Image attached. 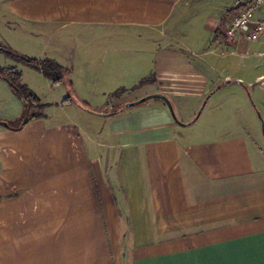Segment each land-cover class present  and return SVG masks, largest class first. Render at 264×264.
Wrapping results in <instances>:
<instances>
[{
  "label": "crops",
  "instance_id": "1",
  "mask_svg": "<svg viewBox=\"0 0 264 264\" xmlns=\"http://www.w3.org/2000/svg\"><path fill=\"white\" fill-rule=\"evenodd\" d=\"M215 2L0 0V40L69 68L76 96L110 111L163 94L179 122L153 98L105 121L56 104L66 88L0 54L51 92L11 123L23 105L0 80V264H264V37L225 40Z\"/></svg>",
  "mask_w": 264,
  "mask_h": 264
},
{
  "label": "trees",
  "instance_id": "2",
  "mask_svg": "<svg viewBox=\"0 0 264 264\" xmlns=\"http://www.w3.org/2000/svg\"><path fill=\"white\" fill-rule=\"evenodd\" d=\"M242 4L237 6H232L228 10H226L225 16L222 17V23L225 22L226 15L229 13H232L236 11ZM221 38V32L220 30H216L214 33V36L212 38V42H218ZM0 53L4 54L6 57L14 59L17 63H20L21 65L27 66L29 68H32L40 73L44 77L50 80L52 85H64L67 90L66 96L60 100L57 104L60 105H69L74 104L78 106L79 108L89 111V112H98L96 109L88 106L84 102L78 99V97L75 95L72 82L69 79V73L70 69L67 67L62 66L59 64L56 60L45 57L42 59L32 58L27 55H24L18 51H15L12 48H8L1 44L0 42ZM0 78L6 82L8 87L11 89L12 93L21 101L23 105V111L22 114L26 112L27 120L33 119V118H39L45 116L43 110L45 107L49 106L48 104L40 103L39 98L24 84L21 82V72L17 69L16 66H9V67H1L0 66ZM152 78H143L138 81L136 86H141L144 83H147L148 81H151ZM231 82L239 84L244 91L247 94V97L250 101V104L255 112L258 111L257 107L252 101V97L250 94V91L247 87V85L242 81H237L233 79ZM225 82H219L213 89H211L206 95H209V97L216 92L222 85H224ZM124 88L120 87L112 92L113 95H119L120 93L124 92ZM153 99H159V98H153ZM150 100V99H148ZM148 100H145L135 106H142L148 102ZM161 100V99H159ZM130 108L127 103H123L119 107H116L110 111L107 109L102 110L103 116H111L115 115L118 112ZM198 119H196L197 121ZM194 121L193 123H195ZM3 122L2 125L10 127L11 123L7 121H1ZM192 123V124H193ZM19 128V126H17Z\"/></svg>",
  "mask_w": 264,
  "mask_h": 264
},
{
  "label": "rangeland",
  "instance_id": "3",
  "mask_svg": "<svg viewBox=\"0 0 264 264\" xmlns=\"http://www.w3.org/2000/svg\"><path fill=\"white\" fill-rule=\"evenodd\" d=\"M200 1H202V0H200ZM248 0H220V1H218V0H216V2H215V5H212V11H214V12H221V11H226L227 9H229L230 7H232V6H237V5H241V4H243V3H245V2H247ZM233 4V5H232ZM0 42H1V44L2 45H4V46H6V47H8V48H12L9 44H8V42H6V41H2V40H0ZM13 49V48H12ZM0 54H2V53H0ZM2 56H3V59H4V61H5V59L7 60V61H11V62H13V63H16V64H20V63H17L14 59H11V58H8V57H6L4 54H2ZM17 69L21 72V75H22V78H21V82L22 83H24L38 98H39V100H40V103H44V104H48V105H50L49 103V101H50V98H51V92L50 91H48V90H46V89H44L43 87H40V88H36V87H32L31 88V85L30 84H27V83H25V81L23 80L24 78H25V74H23V71H22V69L21 68H18L17 67ZM0 80L2 81V82H4V83H6L4 80H2L1 78H0ZM52 85V84H51ZM63 88H66L64 85H62V84H60ZM52 86H57V85H52ZM54 90H53V93H55V95L57 96V97H60V90H58L57 88H53ZM134 89V88H133ZM133 89H131V90H133ZM116 90V89H115ZM115 90H112L110 93H106L107 95L106 96H109V97H111V98H114V97H117V96H119V95H113L112 94V92L113 91H115ZM76 94H77V92H76ZM134 94V93H133ZM77 96H78V99L79 100H81L82 102H84L85 104H87V105H90V106H92L93 108H95L97 111H100V110H102V108H103V105H104V103H103V105L102 106H99V105H95V104H92L89 100H87V99H85V98H83L82 96H80V95H78L77 94ZM2 98H3V96H2ZM1 98V99H2ZM118 98H121V97H118ZM118 98H116V99H118ZM128 98V100H130V101H133V100H136V99H138V98H136L135 99V97L134 96H129V97H127ZM127 98H125V99H127ZM264 99V89H262L261 91H260V93H259V99ZM124 99V100H125ZM62 100V99H61ZM121 100H123V99H121ZM120 100V101H121ZM154 100H157V101H160L159 99H154ZM1 101L2 100H0V107H1ZM57 104V103H56ZM74 108L79 112V113H81L83 116V118H86V119H90V118H99V116H95V115H93V114H91V113H86V112H84V111H82V110H80V109H78L76 106H74ZM178 116V115H177ZM26 117V112L25 113H21V115H19L18 116V118L17 119H11V123H14V122H16V121H18V120H20V121H23V119ZM110 117H113V116H100V118H101V121H105V120H107L108 118H110ZM179 118V117H178ZM180 118H182V117H180ZM7 122H9V121H7ZM90 138H92L93 139V136L92 135H90L89 136ZM90 141H88V142H91L92 140L91 139H89ZM92 143V150L94 149V147H93V144H94V142H91ZM127 244V242H126V238H124L123 237V239H122V242L120 243V248H122L121 249V256H120V253H117L118 254V260H120V259H122L124 262L126 261V259H128V252H127V248H126V245Z\"/></svg>",
  "mask_w": 264,
  "mask_h": 264
},
{
  "label": "built area",
  "instance_id": "4",
  "mask_svg": "<svg viewBox=\"0 0 264 264\" xmlns=\"http://www.w3.org/2000/svg\"><path fill=\"white\" fill-rule=\"evenodd\" d=\"M222 25L225 40L233 39L244 27V38L255 41L264 37V0H248Z\"/></svg>",
  "mask_w": 264,
  "mask_h": 264
},
{
  "label": "water",
  "instance_id": "5",
  "mask_svg": "<svg viewBox=\"0 0 264 264\" xmlns=\"http://www.w3.org/2000/svg\"><path fill=\"white\" fill-rule=\"evenodd\" d=\"M237 81H238V80H237ZM224 82H225V83H229L230 80H229V79H225ZM151 98H159V99H161L162 101H164V103L167 105L169 111L171 112V115L173 116V118L175 119V121L178 122V119H177L176 116H175V113H174V110H173V107H172V104H171L170 100H169L165 95H163V94H158V93L149 94V95L143 96V97H141V98H139V99H136V100H134V101H130V102H128L127 104H128L129 107H131V106H135V105H137V104H139V103H141V102H143V101H145V100L151 99ZM208 98H209V95H206L205 98L203 99V102H202L201 106L199 107V109H198L196 115H195V116H194L189 122L184 123L185 125H191L194 121H196V119L199 118V116H200V114H201V112H202V109H203V107H204V105H205V103H206V101H207ZM252 101H253V100H252ZM253 103H254V102H253ZM256 114L258 115V117H259L260 120H261V123L263 124V122H262V118L260 117V114H259V111H257ZM26 121H27V117H25V118L23 119V122H26ZM178 123H179V122H178ZM0 124L2 125L3 122L0 121ZM180 124H182V123H180ZM263 135H264V130H263Z\"/></svg>",
  "mask_w": 264,
  "mask_h": 264
}]
</instances>
